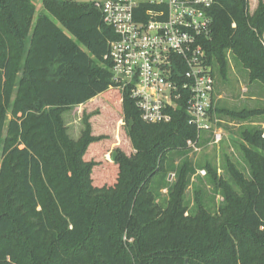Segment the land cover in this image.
<instances>
[{
  "label": "trees",
  "instance_id": "trees-1",
  "mask_svg": "<svg viewBox=\"0 0 264 264\" xmlns=\"http://www.w3.org/2000/svg\"><path fill=\"white\" fill-rule=\"evenodd\" d=\"M211 16L202 44L215 78L226 83L235 63L264 85V0H215ZM116 37L94 2L0 0V264H264V106L218 102L238 139L219 164H195L185 102L148 124L113 88ZM98 98L122 113L133 153L96 132L94 113L70 136L64 115ZM93 157L114 165L113 186L94 183Z\"/></svg>",
  "mask_w": 264,
  "mask_h": 264
},
{
  "label": "built area",
  "instance_id": "built-area-1",
  "mask_svg": "<svg viewBox=\"0 0 264 264\" xmlns=\"http://www.w3.org/2000/svg\"><path fill=\"white\" fill-rule=\"evenodd\" d=\"M116 39L105 57L112 65L113 88L129 92L148 124L170 123L185 102L189 125L198 137L187 142L200 152L202 133L220 144L223 123L212 109L218 103L216 78L207 64L203 39L210 37L215 0H107L94 2ZM205 175V171H200Z\"/></svg>",
  "mask_w": 264,
  "mask_h": 264
},
{
  "label": "rangeland",
  "instance_id": "rangeland-1",
  "mask_svg": "<svg viewBox=\"0 0 264 264\" xmlns=\"http://www.w3.org/2000/svg\"><path fill=\"white\" fill-rule=\"evenodd\" d=\"M77 2H106L107 0H74ZM35 4L37 6V14L43 11L41 1H35ZM56 24H59L58 21L53 19ZM260 86V88H255L253 91V88L256 86ZM216 97L218 99L219 104H223L224 102L227 103V105L232 109H241V108H254V107H260L264 106V85L260 83H254L250 84L247 78V75L244 73V71L241 69V67H237L235 63H232V69L229 74L228 81L226 83H223L220 80L216 79ZM254 92V93H253ZM255 97V100H251L253 96ZM101 101V99H100ZM99 98L95 101L97 103L92 109L84 108V107H74L70 112L66 113L64 115L66 125L69 129V134L72 138L75 140L79 139L83 129L84 124L82 121L83 114L87 113H94L96 114L93 118V123L95 128H97L96 132L101 135H107L108 141L112 144L113 147H119L123 151H125L127 154L133 153V148L127 140L124 127L120 126L119 128V119H122V113L116 112L115 110H112L111 108L106 109L102 104H106L105 102L100 103ZM101 116V119L99 120ZM112 118V119H110ZM106 121V122H105ZM261 121V120H260ZM108 127L105 125L108 124ZM102 125H104L106 128L101 129ZM227 125V126H226ZM237 125L235 123L227 124V122L218 123L214 125V129L217 130H223V140L220 144H214L211 143V134L206 133L204 139L208 142L200 145V152L197 154H193L192 151L189 153V158L195 163L205 162V160H209L212 163L214 161L219 164L220 162V154L223 150H228L230 152H233L234 145H233V138L238 139L235 135H233V132H236L238 130ZM264 127V125H263ZM94 131V130H93ZM103 133V134H102ZM117 137H119V140H117ZM115 139V140H114ZM112 148L107 149V152L110 151ZM238 153V152H237ZM91 161L97 162V166L93 169V181L94 183L98 184L99 186H113L116 182V174L113 171V168L111 166H114L111 162L107 161L106 159L93 157L90 159ZM88 161V159H87ZM1 165V160H0ZM106 167H110V171H105ZM107 170V169H106ZM200 171L206 170H198L197 174L204 177L205 175L200 174ZM221 172V171H220ZM219 172V173H220ZM174 178V174L169 176V181H172ZM192 182L196 183V177L192 178ZM209 189H211L209 187ZM164 195H167V190H163L162 192ZM187 197L192 202L194 199L193 189L192 187L189 188L187 191ZM223 200L222 197L217 196V203L221 202Z\"/></svg>",
  "mask_w": 264,
  "mask_h": 264
}]
</instances>
